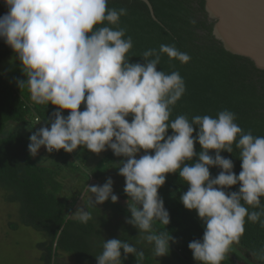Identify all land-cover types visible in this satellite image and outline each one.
<instances>
[{
	"label": "clouds",
	"instance_id": "9594fccd",
	"mask_svg": "<svg viewBox=\"0 0 264 264\" xmlns=\"http://www.w3.org/2000/svg\"><path fill=\"white\" fill-rule=\"evenodd\" d=\"M3 3L7 11L0 15V39L13 50L25 77L16 80L17 87H27L33 104L55 106L45 126L28 137L32 157L41 147L47 153L62 149L72 154L81 146L95 154L111 150L122 157L116 168L128 197L130 218L125 223L143 234L156 261L177 243L168 231L153 230L154 222L170 223L158 194L167 174L178 172L188 185L180 201L204 224L202 238L188 244L198 264H222L244 234L246 221L264 228V136L253 135L251 129L245 132L228 109L215 117L171 118L186 84L179 71L165 73L158 66L163 55L186 64L191 59L187 53L161 44L143 51V63L130 62L133 39L120 27L127 9L109 8V0ZM237 150L239 174L233 160L221 155ZM213 167L221 170L215 177L210 173ZM113 183L109 177L103 185H87L91 197L86 207L77 206L76 219L87 224L93 219L88 208L109 199L116 203ZM236 185L238 190L231 191ZM121 250L124 260L129 254L136 260L145 255L128 240L103 239L96 264H123Z\"/></svg>",
	"mask_w": 264,
	"mask_h": 264
},
{
	"label": "trees",
	"instance_id": "16d2710c",
	"mask_svg": "<svg viewBox=\"0 0 264 264\" xmlns=\"http://www.w3.org/2000/svg\"><path fill=\"white\" fill-rule=\"evenodd\" d=\"M148 1L157 21L152 18L147 5L139 0H109L108 7L127 9V15L121 17L120 27L125 28L126 35L133 39L130 62L143 63L140 57L143 51L159 49L161 44H173L191 57L188 63L181 64L163 55L158 66V70L165 73L179 71L186 84V92L173 108L171 118L181 114L189 118L194 115L215 117L217 112L228 109L236 114V123L245 132L251 129L253 135L264 136V71L256 68L250 60L226 52L215 40L213 23L205 11V0ZM6 11L5 5L0 3V15ZM9 57L15 58V54L0 39V188L6 193L7 202L20 206V224L44 236L45 242L38 245L42 252V264H53L58 255H66L76 264H96L95 256L101 253L104 238L98 227L109 222L103 209L125 218H130V213L127 207L109 199L102 205H96V208H88L93 219L84 224L76 219L74 212L67 215L64 194L76 197L89 193V178L101 180L122 157H115L112 151L97 157L98 154L87 150L86 153L99 158L94 167L86 166L88 178H84L80 166L69 162V156L73 155L62 149L49 153L51 158L60 161L59 169L44 166L36 157H32L27 145L30 143L29 135L36 131L32 124L33 116L35 114L46 121L55 106L33 104L27 87L21 90L7 80L10 70L6 69L4 63ZM128 119L131 120V116ZM43 149L41 147L40 151ZM200 149L201 146L196 143L195 150L199 152ZM80 151L73 158L82 161L83 165H89L90 158L84 156L85 152L80 155ZM210 154L214 155V152ZM221 155L233 160V170L239 174L241 161L238 150L233 155L227 152ZM65 170L78 177V189L67 188L66 179L62 177ZM219 171V168H210L212 177ZM238 187L233 186L230 190L236 191ZM187 189L188 185L180 179L178 172L167 174L158 194L169 211L170 223L164 226L158 221L154 222L153 230L157 233L168 231L177 240L168 254L177 264H198L188 244L202 238L204 224L180 201V195ZM119 197L124 201L128 199L123 190L119 192ZM87 204L88 200H85L84 207ZM262 249L264 228L259 223L246 221L244 234L238 243L231 246L222 264H264ZM121 253L123 264H153L146 254L143 259L137 260L129 254L124 260L123 250Z\"/></svg>",
	"mask_w": 264,
	"mask_h": 264
},
{
	"label": "rangeland",
	"instance_id": "374dc122",
	"mask_svg": "<svg viewBox=\"0 0 264 264\" xmlns=\"http://www.w3.org/2000/svg\"><path fill=\"white\" fill-rule=\"evenodd\" d=\"M4 64L6 69L10 70V74L7 75V80L11 84L16 86L17 79H25L21 71L19 60L9 57L5 60ZM64 115H67V112H65ZM78 148L81 150L80 155L85 152L84 156L90 158L89 165L87 163L83 165L82 161L73 158L76 157V155L73 154V157L69 156V162L80 166L83 170V175L86 176H84V178H88L90 176L88 175L89 171L86 166H89L90 168L94 167L99 158H94L92 153H86L87 150L82 146ZM109 151L111 150L104 152L106 153ZM104 152L98 154L97 157H103L105 154ZM35 157L40 164L52 169H59L58 162L60 161L55 158H51L49 153H47L44 149L43 151H39ZM116 167L117 165L112 167L101 180L96 181L90 177L89 182L90 185H103L107 179L111 177L114 182L113 194L118 196L117 204L127 207L126 201L121 200L119 197V192L124 189L125 181L122 176L118 175V169ZM62 177L66 179L65 184L68 189H78L76 188L78 187V177L76 175H72L68 170H65L62 173ZM89 194L90 193H83L81 196L76 197L71 195L73 198L69 196L70 194H64L66 197L65 203L67 206V215L69 216L71 213L75 212L78 205L84 207L85 200L90 199ZM190 211L197 214L195 210ZM103 213L107 215L106 217L109 221L108 225L101 224L98 227V229H101L104 237L103 239L106 240L116 238L128 240L130 243L135 244L138 250H143L146 255L150 256L153 264H157V261L158 264H177L176 261L169 255L158 257L156 261L152 255L151 245L143 239V234L139 235V231L136 228L125 223V217L112 215L113 212L106 209H103ZM20 217V206L7 202L6 193L2 190V188H0V264H42L40 261L42 252H40L38 245L45 242V238L42 234L22 226L20 224ZM104 222L107 223L105 220ZM53 264H76V262L66 255H58L54 258Z\"/></svg>",
	"mask_w": 264,
	"mask_h": 264
},
{
	"label": "water",
	"instance_id": "95a60500",
	"mask_svg": "<svg viewBox=\"0 0 264 264\" xmlns=\"http://www.w3.org/2000/svg\"><path fill=\"white\" fill-rule=\"evenodd\" d=\"M139 1L147 5L157 21L150 2ZM205 11L213 23V37L222 48L264 71V0H205ZM79 151L77 148L72 154Z\"/></svg>",
	"mask_w": 264,
	"mask_h": 264
},
{
	"label": "built area",
	"instance_id": "2783aa9c",
	"mask_svg": "<svg viewBox=\"0 0 264 264\" xmlns=\"http://www.w3.org/2000/svg\"><path fill=\"white\" fill-rule=\"evenodd\" d=\"M32 124L34 125L36 131H37L40 127L45 126L44 121H43L39 116H37V115H35V114H34V116H33V123H32ZM53 152H55V150H54ZM53 152H52V153H53ZM50 154H51V153H50Z\"/></svg>",
	"mask_w": 264,
	"mask_h": 264
}]
</instances>
